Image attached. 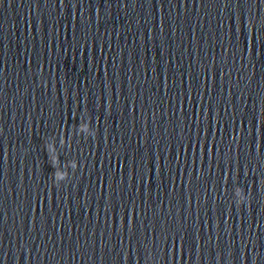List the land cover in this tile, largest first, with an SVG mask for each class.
<instances>
[{
	"label": "water",
	"instance_id": "obj_1",
	"mask_svg": "<svg viewBox=\"0 0 264 264\" xmlns=\"http://www.w3.org/2000/svg\"><path fill=\"white\" fill-rule=\"evenodd\" d=\"M0 264H264V0H0Z\"/></svg>",
	"mask_w": 264,
	"mask_h": 264
},
{
	"label": "clouds",
	"instance_id": "obj_2",
	"mask_svg": "<svg viewBox=\"0 0 264 264\" xmlns=\"http://www.w3.org/2000/svg\"><path fill=\"white\" fill-rule=\"evenodd\" d=\"M42 72V69L40 70ZM82 130L84 126H81ZM96 134V133H95ZM94 135H90L91 137H94ZM89 136V137H90ZM63 143L66 144L67 143V138L64 135L63 141H59L58 138V142L57 143H48L45 142V151L47 153V156L50 160V163L52 165V167L54 168V172L52 174L53 176V183L59 187L61 185L60 181L64 180L66 178V173L59 170L60 169V159H59V152H58V147L59 144ZM76 167V169L78 168V163H76L74 165ZM237 197H238V201L235 202L238 205L244 204L247 199L248 196L246 195L245 191L243 188L237 187L235 193H234Z\"/></svg>",
	"mask_w": 264,
	"mask_h": 264
}]
</instances>
